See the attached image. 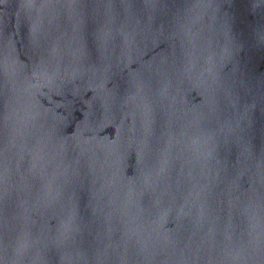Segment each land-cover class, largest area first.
I'll return each instance as SVG.
<instances>
[{
  "label": "water",
  "instance_id": "95a60500",
  "mask_svg": "<svg viewBox=\"0 0 264 264\" xmlns=\"http://www.w3.org/2000/svg\"><path fill=\"white\" fill-rule=\"evenodd\" d=\"M0 264H264V0H0Z\"/></svg>",
  "mask_w": 264,
  "mask_h": 264
}]
</instances>
